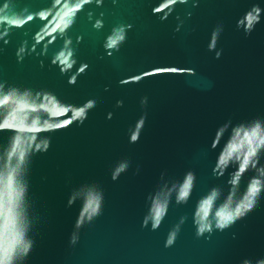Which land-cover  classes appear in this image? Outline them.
I'll return each instance as SVG.
<instances>
[{
	"label": "water",
	"instance_id": "water-1",
	"mask_svg": "<svg viewBox=\"0 0 264 264\" xmlns=\"http://www.w3.org/2000/svg\"><path fill=\"white\" fill-rule=\"evenodd\" d=\"M2 100L4 264H264V0H0Z\"/></svg>",
	"mask_w": 264,
	"mask_h": 264
},
{
	"label": "clouds",
	"instance_id": "clouds-1",
	"mask_svg": "<svg viewBox=\"0 0 264 264\" xmlns=\"http://www.w3.org/2000/svg\"><path fill=\"white\" fill-rule=\"evenodd\" d=\"M112 44H115V41H112ZM256 192H258V189L257 188H256V191L254 193H256ZM186 194H187L186 192L185 193H182V195H186ZM235 212H236L237 215H239L240 212H241V209L239 207H237L236 210H235ZM204 215L207 216V211H205ZM159 216H160V212H157V217H159ZM232 219H233V215L232 214H224V213H221L220 214V219L218 220L216 226L218 228H223ZM153 227H156V224H154ZM205 230L211 231V226L209 224L202 223L199 226L197 235H202ZM172 243H173V238H170L167 241L166 246H170ZM0 264H4V261L0 260Z\"/></svg>",
	"mask_w": 264,
	"mask_h": 264
},
{
	"label": "snow or ice",
	"instance_id": "snow-or-ice-1",
	"mask_svg": "<svg viewBox=\"0 0 264 264\" xmlns=\"http://www.w3.org/2000/svg\"><path fill=\"white\" fill-rule=\"evenodd\" d=\"M7 101L6 100H2V101H0V103H6ZM188 187V185L186 184L185 185V188H187ZM256 191V187H255V185H253V187H252V189H251V192L252 193H254ZM207 203L208 202H205V205H207ZM205 211H206V208H205Z\"/></svg>",
	"mask_w": 264,
	"mask_h": 264
}]
</instances>
